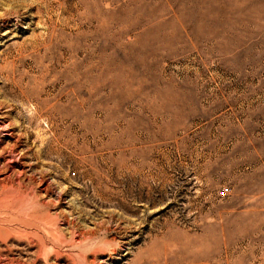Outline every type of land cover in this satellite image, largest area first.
<instances>
[{
    "label": "rangeland",
    "instance_id": "374dc122",
    "mask_svg": "<svg viewBox=\"0 0 264 264\" xmlns=\"http://www.w3.org/2000/svg\"><path fill=\"white\" fill-rule=\"evenodd\" d=\"M0 264H264V0H0Z\"/></svg>",
    "mask_w": 264,
    "mask_h": 264
}]
</instances>
